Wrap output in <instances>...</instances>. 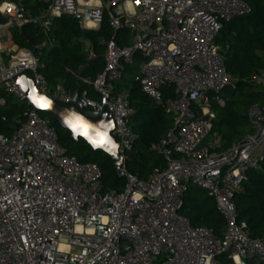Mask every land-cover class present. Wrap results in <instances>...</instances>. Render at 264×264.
<instances>
[{
	"label": "built area",
	"instance_id": "built-area-1",
	"mask_svg": "<svg viewBox=\"0 0 264 264\" xmlns=\"http://www.w3.org/2000/svg\"><path fill=\"white\" fill-rule=\"evenodd\" d=\"M104 11L113 30H127L130 42L120 46L112 36L102 73L93 81L80 79L97 98L51 85L39 72L37 52L55 44L52 20L66 15L82 29H97ZM249 11L244 0H48L30 15L22 0H0V39L27 23L45 35L32 49L0 41V106L8 96L27 105L11 134H0V264H264V240L249 236L234 201L245 174L258 169L264 155V69L252 79L263 102L247 108L249 130L226 150L211 133L213 104L223 105L217 94L234 87L215 37L223 21ZM136 53L141 91L172 119L150 146L164 166L144 179L125 168L136 138L129 124L134 110L124 91L112 90ZM20 72L46 96L84 115L111 114V135L123 156L116 166L124 180L120 189L104 190L98 165L77 161L58 143L51 120L12 83ZM164 86L172 89L165 99ZM191 183L214 198L224 219L221 236L178 214Z\"/></svg>",
	"mask_w": 264,
	"mask_h": 264
},
{
	"label": "trees",
	"instance_id": "trees-1",
	"mask_svg": "<svg viewBox=\"0 0 264 264\" xmlns=\"http://www.w3.org/2000/svg\"><path fill=\"white\" fill-rule=\"evenodd\" d=\"M244 1L250 7L249 13L223 21L215 37V44L224 58L225 70L234 78V87L224 88L217 94L223 99V105L213 104L215 115L211 120V133L219 135L221 150L228 149L249 130L247 108L263 102L262 91L252 79L264 69V0ZM22 3L30 15H36L47 7L48 0H22ZM4 20L0 16V23ZM50 35L55 42L52 48L37 52L41 62L40 74L51 85L61 84L70 91L85 90L92 98H97V94L90 84L80 79L88 77L93 81L102 73L105 42L112 36L120 46L130 42L123 26L113 30L106 11L97 29H82L71 16L54 18ZM4 39L8 46L15 44L19 48L32 49L45 39V35L42 29L27 23L20 30L9 29ZM141 59V55L136 53L130 63L123 64L121 76L114 81L115 84L113 82L112 90L113 93L124 91L134 110L129 124L136 138L128 152L125 168L139 179H144L154 168L164 166L162 156L151 151L150 146L164 137L172 119L162 105L141 91L138 74ZM161 93L164 99L172 96L171 86L162 87ZM26 108L24 102L6 97L4 106H0V134L10 135L16 126L14 120L22 119ZM54 127L58 143L66 147L69 155L79 162L98 165L104 190H118L123 186L124 180L118 175L117 167L102 151L92 150L81 138L77 141L63 140L64 131L57 125ZM234 201L237 220L245 224L244 229L249 236L264 240V155L259 161V168L245 174L242 190L234 196ZM178 214L185 217L190 226L210 228L216 236H221L224 231V219L214 198L199 188L194 190L191 185L183 194Z\"/></svg>",
	"mask_w": 264,
	"mask_h": 264
},
{
	"label": "water",
	"instance_id": "water-1",
	"mask_svg": "<svg viewBox=\"0 0 264 264\" xmlns=\"http://www.w3.org/2000/svg\"><path fill=\"white\" fill-rule=\"evenodd\" d=\"M24 92L28 103L44 113L51 125L64 131L63 140L83 139L94 151H102L115 166L123 165V156L118 152V143L111 135L113 120L107 110L97 117L81 113L74 105L53 100L35 86L31 76L20 72L11 79Z\"/></svg>",
	"mask_w": 264,
	"mask_h": 264
},
{
	"label": "rangeland",
	"instance_id": "rangeland-1",
	"mask_svg": "<svg viewBox=\"0 0 264 264\" xmlns=\"http://www.w3.org/2000/svg\"><path fill=\"white\" fill-rule=\"evenodd\" d=\"M0 41L2 42V44H4V45H8V44H6L5 43V39H4V37L2 38V39H0ZM8 54H13V52H9ZM7 54V55H8ZM5 60H6V58H5ZM133 66H137V64L136 63H133ZM123 78H125V77H123ZM116 82H114V84H115ZM0 97H1V95H0ZM16 99H14V101H15ZM5 108H7V107H5ZM191 187L194 189V190H197L198 189V186L197 185H195V184H193V183H191ZM204 193H206V191H204Z\"/></svg>",
	"mask_w": 264,
	"mask_h": 264
},
{
	"label": "crops",
	"instance_id": "crops-1",
	"mask_svg": "<svg viewBox=\"0 0 264 264\" xmlns=\"http://www.w3.org/2000/svg\"><path fill=\"white\" fill-rule=\"evenodd\" d=\"M1 44H2V42H1ZM2 45H4V44H2Z\"/></svg>",
	"mask_w": 264,
	"mask_h": 264
}]
</instances>
